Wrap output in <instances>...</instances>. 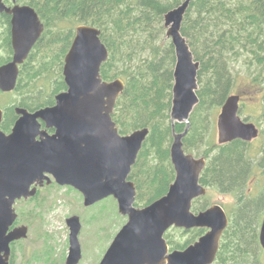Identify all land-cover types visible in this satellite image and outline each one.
<instances>
[{"label":"trees","instance_id":"1","mask_svg":"<svg viewBox=\"0 0 264 264\" xmlns=\"http://www.w3.org/2000/svg\"><path fill=\"white\" fill-rule=\"evenodd\" d=\"M5 1L11 4V0ZM183 1L20 0L36 9L44 31L20 65L13 91L16 95L0 91L2 129L9 132L14 125L16 105L36 110L55 103L56 95L67 89L64 59L76 27L94 25L101 30L109 51L108 60L102 64V77H122L125 81L112 114L119 132L149 128L129 176L137 189L135 205L143 207L165 195L176 176L171 159L176 51L167 36L165 14ZM181 31L200 62L199 102L183 138L185 150L206 157L203 185L237 197L234 208L227 210L229 225L212 264H264L260 242L264 185L258 194H244L255 167L264 172V146L257 157L250 153L251 142L234 139L218 143L214 138L215 111L225 103L236 81L238 69L233 62H244L252 80L264 86V0H192ZM0 45L5 50L1 65L13 55L11 16L5 12L0 13ZM186 126L177 122L175 129L183 132ZM260 136L264 138V127ZM209 205L207 193L194 200L193 210L198 212ZM206 231L202 227L172 226L165 238L171 249H185Z\"/></svg>","mask_w":264,"mask_h":264},{"label":"water","instance_id":"2","mask_svg":"<svg viewBox=\"0 0 264 264\" xmlns=\"http://www.w3.org/2000/svg\"><path fill=\"white\" fill-rule=\"evenodd\" d=\"M0 0V13L11 16L13 57L0 65V90L16 88L20 65L44 31L38 12L29 4ZM192 0H184L165 14L167 36L176 51L171 120L173 143L171 159L176 176L168 192L152 203L135 205L137 189L129 178L133 165L149 133V128L121 134L113 120L117 100L125 88L118 77H102V64L109 51L101 39V30L90 24L76 27L75 37L64 59L63 74L67 89L55 97V104L29 111L16 107L20 115L10 133L1 128L0 107V264H10V242L28 236L22 225L8 233L17 218L16 201L37 194L38 188L57 182L79 190L85 206L113 196L127 222L118 231L99 264H212L229 225L225 208L214 203L195 212L193 201L207 193L201 183L206 157L187 152L183 138L190 126V116L199 102L198 73L195 59L183 35L184 15ZM240 95L231 94L218 116V142L234 139L253 141L260 128L239 114ZM186 123L183 132L175 124ZM49 128L54 132L50 133ZM70 246L65 264H78L83 256L79 238V215L67 218ZM172 226L207 231L185 249H171L166 231ZM264 248V216L260 229ZM4 252V254H3Z\"/></svg>","mask_w":264,"mask_h":264},{"label":"rangeland","instance_id":"3","mask_svg":"<svg viewBox=\"0 0 264 264\" xmlns=\"http://www.w3.org/2000/svg\"><path fill=\"white\" fill-rule=\"evenodd\" d=\"M3 54L5 50L0 45V56ZM233 64L238 73L231 94L242 95L240 114L263 128L264 86L252 80L244 62ZM8 94L13 97L16 95L14 92ZM1 96L2 93L0 98ZM220 112L221 107L215 111L214 138L217 142L219 136L217 120ZM263 146L264 138L259 136L251 142L250 153L259 157V151ZM263 185V169L255 167L247 179L244 194L247 196L258 194ZM208 197L210 205L219 203L226 211L232 210L237 202V197L233 193L212 188H209ZM19 207L22 221L30 226V230L28 236L17 245L16 264H65L70 246L67 218L72 215H79L82 222L79 238L83 256L78 264H99L114 237L128 219L119 212L115 198L107 197L92 206H85L84 196L79 190L56 183L42 187L34 199L21 202Z\"/></svg>","mask_w":264,"mask_h":264},{"label":"flooded vegetation","instance_id":"4","mask_svg":"<svg viewBox=\"0 0 264 264\" xmlns=\"http://www.w3.org/2000/svg\"><path fill=\"white\" fill-rule=\"evenodd\" d=\"M1 91V90H0ZM2 92H4V91H2ZM11 92H13V91H11ZM5 94H8V93H10V92H4ZM240 106H241V103H242V95L240 94ZM55 104V103H54ZM54 104H52V105H54ZM47 106H49V105H47ZM16 107H19V105H16L15 107H14V110H15V113H16V115H17V119H16V121L18 120V118H19V114L17 113V111H16ZM20 107H23V106H20ZM43 107H45V106H43ZM2 108V107H1ZM25 108H27V107H25ZM3 109V108H2ZM29 111H35V110H30L29 108H27ZM39 109V108H38ZM37 110V109H36ZM3 112H4V109H3ZM3 117H4V115H3ZM243 118H245V117H243ZM16 121L14 122V125H15V123H16ZM2 124V123H1ZM13 125V126H14ZM13 126H12V128H13ZM2 128V127H1ZM12 128H11V130L9 131V132H7V131H5V132H7V133H10L11 131H12ZM48 131L50 132V133H53L54 132V129L53 128H49L48 129ZM31 199H34V198H32V197H30V198H27V199H25V198H22V199H19V200H17V202H16V205H15V209H16V212H17V218L15 219V221L13 222V224L9 227V230H8V233H10L14 228H16V227H19V226H22V225H26L23 221H22V215H21V212H20V207H19V204L21 203V202H23V201H27V200H31ZM28 226V225H27ZM29 227V230H30V226H28ZM29 230H28V234H29ZM23 239H25V238H20V239H15V240H13V241H11L10 242V244H9V246H10V254H9V263L10 264H16V252H17V245L23 240ZM3 254H4V252H3Z\"/></svg>","mask_w":264,"mask_h":264}]
</instances>
